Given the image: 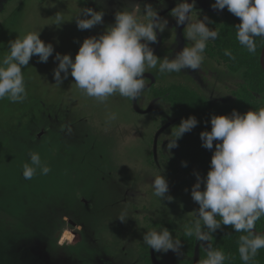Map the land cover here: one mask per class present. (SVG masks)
Segmentation results:
<instances>
[{
	"label": "rangeland",
	"instance_id": "obj_1",
	"mask_svg": "<svg viewBox=\"0 0 264 264\" xmlns=\"http://www.w3.org/2000/svg\"><path fill=\"white\" fill-rule=\"evenodd\" d=\"M222 1L0 0V264H220L203 175L150 87L218 111V183L245 87L200 51Z\"/></svg>",
	"mask_w": 264,
	"mask_h": 264
},
{
	"label": "trees",
	"instance_id": "obj_2",
	"mask_svg": "<svg viewBox=\"0 0 264 264\" xmlns=\"http://www.w3.org/2000/svg\"><path fill=\"white\" fill-rule=\"evenodd\" d=\"M222 5V20L204 16L212 46L200 44V51L243 70L245 87L235 105L224 108L240 141L237 163L218 183V111L184 86L150 87V92L171 106L178 119L175 139L184 144L183 161L203 175L207 213L200 227L220 264H264V0H223Z\"/></svg>",
	"mask_w": 264,
	"mask_h": 264
}]
</instances>
